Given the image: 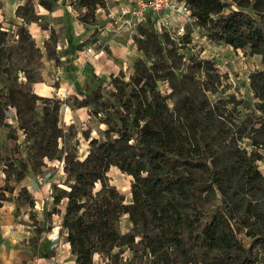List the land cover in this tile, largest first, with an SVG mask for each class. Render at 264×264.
I'll return each instance as SVG.
<instances>
[{
  "label": "trees",
  "instance_id": "trees-1",
  "mask_svg": "<svg viewBox=\"0 0 264 264\" xmlns=\"http://www.w3.org/2000/svg\"><path fill=\"white\" fill-rule=\"evenodd\" d=\"M79 1L93 17L97 8L106 6V0ZM184 1L211 40L260 54L264 62V13L257 5L256 14L249 11L251 0ZM153 43L152 65L137 59L135 73L111 105L117 121L107 119L106 139H91L83 160L68 159L66 171L73 183L54 196V203L66 200L62 227L68 231L72 255L77 264H94L96 252L133 246L139 236L147 264H264V175L256 164L261 156H248L239 145L250 138L253 145L263 146L264 139L256 141L246 127H234L225 115L226 100L211 99L221 77L212 61L183 60L169 33L154 35ZM160 81L168 82L169 93L161 91ZM252 87L264 113V70L252 74ZM2 97L6 107L16 108L25 129L37 102H52L40 106L44 133L38 150L54 157L62 136L61 100L11 86ZM85 100L102 105L95 95L86 94ZM261 126L264 129V117ZM235 149L237 160L232 162ZM20 165L17 182L28 172L25 162ZM112 166L133 177L131 201L110 183ZM21 192L23 203L34 207L28 189ZM124 214L133 224L127 233L118 227Z\"/></svg>",
  "mask_w": 264,
  "mask_h": 264
},
{
  "label": "rangeland",
  "instance_id": "rangeland-1",
  "mask_svg": "<svg viewBox=\"0 0 264 264\" xmlns=\"http://www.w3.org/2000/svg\"><path fill=\"white\" fill-rule=\"evenodd\" d=\"M39 1L54 6L52 1L57 0H26V9L20 10V6L10 11L0 8V64L2 69L0 73V201L2 205L12 204L14 214L29 219L36 229H43V223L37 219L39 215L36 209L37 199L32 208L24 204L22 188L26 187L31 193L30 189L36 191L42 189L44 184L48 185L52 200L50 213H54L50 223L62 226L66 200H62L57 205L54 203V196L63 189H70L73 183L66 171L68 159L73 157L75 160H83L91 148V139H106L107 119L112 117L117 121L115 108L111 105L116 103L120 87L124 86V82L129 81L135 73L136 60L143 59L148 66L154 61V35L169 33L171 41L175 42L177 54L184 55L183 60L195 57L212 61L216 72L221 77L218 84L219 91L215 94L210 93L211 99L226 100L225 115L233 120L234 127H246V133L255 137L256 141L264 139V129H261L264 113L257 106L261 99L252 87V74L264 70L262 56L251 54L247 50L235 49L221 41L211 40L206 35L205 29L196 25L193 19L187 20L175 13L165 15L170 21L167 26L161 24L160 17L156 15L150 16L146 22L131 25L124 22L123 17L117 16L123 8L120 7L114 13L116 19L110 25L105 21L96 22V11L93 17L79 0H64V5L71 6L77 26L76 28L70 24L67 32L74 33L80 37V40H83V42L78 41L81 49H87L92 46L91 44L96 43L97 35L102 33L106 25L111 26L110 32L113 35L109 33L103 35L122 43L124 49L119 51V45L115 44L116 42L114 46H110L105 40L102 41L100 48L105 51V56L102 58L106 66H101V70L105 69L104 72H99L100 68L96 67L92 69V72L90 70L91 73L87 77L74 78L71 76L76 89L70 95L58 97L52 94H38L35 91L36 85L52 87L53 91L59 84L58 76L62 75L64 66H66L65 72H68L67 60L63 59L64 53L61 51L63 37L53 28L51 29V22L39 20L36 12V5ZM227 1L231 2V0ZM110 2H115V0H110ZM250 5L248 10L253 14L257 12L255 5L261 9L260 12L264 13V0H251ZM33 15L36 16L35 20H28ZM114 15L108 14V18L113 19ZM81 24L82 27H87L89 32L79 36L77 30ZM98 46L99 43L96 47L94 45L92 47L96 50ZM107 61L111 63V66ZM96 70L100 74H96ZM7 86L15 90L38 94L50 101L61 100L58 125L62 130V136L58 139V150L54 157L43 156L38 150L44 133L40 106L44 103L52 105V102L43 100L37 102L35 113L27 116L26 129L22 128L17 120L16 108L6 107L4 104L2 95ZM159 87L164 93L171 91L167 81H160ZM86 94L100 97L99 101L102 105L96 107L87 103ZM239 145L241 149L248 151V156L255 158L261 156L256 160V164L264 175V144L255 146L250 138H244L239 141ZM236 153L235 149L232 162L237 160V158L233 160ZM242 154L239 152V157ZM21 162L27 164L28 172L25 178L17 182L15 175L20 169ZM107 174L110 183L125 195L126 201H131L133 177L116 166H112ZM98 188H100V183L96 185V189ZM37 196V198L42 197L40 192ZM220 202V200L216 201V203ZM1 208L0 206V210ZM118 227L122 233L130 232L133 224L128 214L122 216ZM62 230L63 233H68L67 229ZM241 238L245 242L250 240L244 233L241 234ZM139 239L140 237L137 236L134 245L130 247L128 245L117 246L110 252H96L94 264H147L149 256Z\"/></svg>",
  "mask_w": 264,
  "mask_h": 264
},
{
  "label": "crops",
  "instance_id": "crops-1",
  "mask_svg": "<svg viewBox=\"0 0 264 264\" xmlns=\"http://www.w3.org/2000/svg\"><path fill=\"white\" fill-rule=\"evenodd\" d=\"M130 1L115 0V2H110V0H106V6L97 8L96 10V22L105 21V23H109L110 25L111 23L113 24V20L116 19L114 13L120 7L129 5ZM25 2L26 0H0V8L10 11L14 7L17 8L24 5ZM52 2L54 6L50 10L39 1L38 5H36V12L41 22H51V29L53 28V30L63 37V47L61 44L60 46L62 47V53H64L63 59L67 60L68 72H65L66 66H64L62 75L58 76L59 84L55 86L53 91L51 90L52 87L46 88L40 85L35 86V91L41 95L52 94L64 97L72 94L76 89L71 76L74 78L77 76L87 77L93 71L92 69H96V67L100 68L99 72H104L105 69L101 70V66H106L105 60L102 58L105 56V51L100 48L102 41L105 40L110 46L116 42L115 44L119 45V51H122L124 46L115 39L103 35L106 33L113 35L110 32L111 26L106 25L102 29V35H97L98 39L96 43L91 44L96 47L99 43V48L95 50L96 54L87 57V49H81L78 43V41L83 42V40H80V37L74 33L67 32L70 24H73L77 28L74 15L71 12V6L64 5V0ZM108 14L114 15L113 19H109ZM79 27V30H77L79 36L89 32L87 27H82V24ZM68 51H70V54ZM113 51L115 52V49ZM107 63L111 66L109 61ZM71 73L73 74L70 75ZM95 73L100 74L97 70ZM30 191L35 200L37 199L36 209L39 214L37 219L43 223V229L38 230L29 219L16 216L12 204H3L0 210V264H77L75 257L72 256L71 245L66 238L67 233H63L62 229L64 228L61 225H51L50 223L53 220L52 215L54 213H50L52 200L50 199L48 185L44 184L42 189L36 191L30 189ZM38 192L41 193V198H37Z\"/></svg>",
  "mask_w": 264,
  "mask_h": 264
},
{
  "label": "built area",
  "instance_id": "built-area-1",
  "mask_svg": "<svg viewBox=\"0 0 264 264\" xmlns=\"http://www.w3.org/2000/svg\"><path fill=\"white\" fill-rule=\"evenodd\" d=\"M171 13L182 15L187 20L193 19L191 9L184 0H131L129 5L119 11L118 16L119 18L123 17L124 22L132 25L146 22L150 16L156 15L160 17L159 22L167 26L170 21L165 15ZM179 34H181V31H179ZM95 54L94 47L87 48V57Z\"/></svg>",
  "mask_w": 264,
  "mask_h": 264
}]
</instances>
